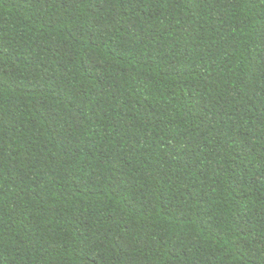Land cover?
Returning <instances> with one entry per match:
<instances>
[{
  "label": "trees",
  "instance_id": "obj_1",
  "mask_svg": "<svg viewBox=\"0 0 264 264\" xmlns=\"http://www.w3.org/2000/svg\"><path fill=\"white\" fill-rule=\"evenodd\" d=\"M0 264H264V0H0Z\"/></svg>",
  "mask_w": 264,
  "mask_h": 264
}]
</instances>
